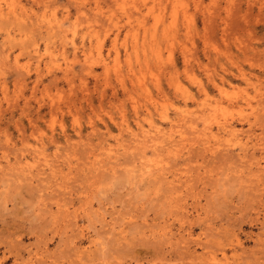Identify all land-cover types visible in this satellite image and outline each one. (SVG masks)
Wrapping results in <instances>:
<instances>
[{
    "label": "rangeland",
    "instance_id": "1",
    "mask_svg": "<svg viewBox=\"0 0 264 264\" xmlns=\"http://www.w3.org/2000/svg\"><path fill=\"white\" fill-rule=\"evenodd\" d=\"M0 264H264V0H0Z\"/></svg>",
    "mask_w": 264,
    "mask_h": 264
},
{
    "label": "bare ground",
    "instance_id": "2",
    "mask_svg": "<svg viewBox=\"0 0 264 264\" xmlns=\"http://www.w3.org/2000/svg\"><path fill=\"white\" fill-rule=\"evenodd\" d=\"M74 35V34H73ZM226 123V122H225ZM151 142V141H150ZM166 174V173H165ZM157 175V174H156Z\"/></svg>",
    "mask_w": 264,
    "mask_h": 264
}]
</instances>
